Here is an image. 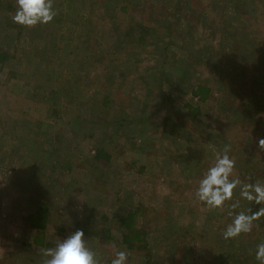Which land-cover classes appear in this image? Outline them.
I'll return each mask as SVG.
<instances>
[{
	"label": "rangeland",
	"instance_id": "obj_1",
	"mask_svg": "<svg viewBox=\"0 0 264 264\" xmlns=\"http://www.w3.org/2000/svg\"><path fill=\"white\" fill-rule=\"evenodd\" d=\"M122 1L54 0L52 22L15 27L16 0H0V46L14 53L0 65V264H42L43 249L86 222L111 231L87 236L100 264L121 250L127 264H223L224 249L231 264H259L264 217L225 240L227 203L209 210L195 191L208 168L198 164L226 146L233 175L264 181V0H128L146 26L134 31L116 22ZM199 84L206 101L192 94ZM169 94L200 108L182 114L179 135L163 132ZM101 146L107 165L93 157ZM40 204L49 222L37 242L26 218ZM138 206L147 250L124 244L116 217Z\"/></svg>",
	"mask_w": 264,
	"mask_h": 264
},
{
	"label": "clouds",
	"instance_id": "obj_2",
	"mask_svg": "<svg viewBox=\"0 0 264 264\" xmlns=\"http://www.w3.org/2000/svg\"><path fill=\"white\" fill-rule=\"evenodd\" d=\"M57 15L54 0H16V12L13 22L25 27H35L52 22ZM258 148L264 150V138L257 142ZM226 146L222 152L216 153L206 172L199 179L195 197L209 210L223 211L227 203L230 211L228 223L222 237L234 240L243 234L250 233L254 221L264 217V181L245 183L233 175L236 161L229 154ZM239 189L240 198L233 199L234 190ZM241 200L248 206L242 207ZM259 206L257 210L253 206ZM128 253L117 251L111 264H127ZM42 264H100L98 254L88 246L87 235L83 228H77L63 236L55 246L42 250ZM255 259L264 264V242L256 245Z\"/></svg>",
	"mask_w": 264,
	"mask_h": 264
},
{
	"label": "trees",
	"instance_id": "obj_3",
	"mask_svg": "<svg viewBox=\"0 0 264 264\" xmlns=\"http://www.w3.org/2000/svg\"><path fill=\"white\" fill-rule=\"evenodd\" d=\"M129 4L130 3L128 0H123L121 5L119 4L116 10V13L114 15L117 24L119 26L123 24L124 26L127 27L126 30L128 31H134L135 28H137L139 25L142 28L141 30L146 29V26L143 24L141 20L139 22L134 20L133 16L130 14L131 12H129L128 10ZM104 5H107L106 2H104ZM128 13L130 14V17L129 16L127 17ZM125 17H127V19H125ZM21 26L22 25H19L17 23L15 24V27H21ZM145 38H146L145 35L141 33L140 40L144 41ZM120 42L122 43V41ZM13 57H14L13 52H10L9 49H6L5 47L0 46V65H4L8 60H10ZM78 60L79 59L74 60V61H78ZM123 78L124 76H122V80ZM122 85H123V82L118 83L114 81L111 86L112 95L106 93L107 95L104 96L103 102H104V105L107 107V109L110 110L109 105L111 102H113V92L121 88ZM209 92H210V88L202 84H199L192 89L193 96L197 97L201 101H206ZM166 99L170 103V108L168 109V111L166 112L162 120L163 132L168 133L170 135H179L182 132V130L186 128V124L182 121V117H181L182 114L187 115L188 114L187 111L191 109L193 110L192 114L199 116L198 113L200 111V108L193 107V105H191L185 99H183V102L185 103H183L182 105L184 108L175 107V103L177 99L176 98L174 99V97L171 96L170 94L166 96ZM184 111L187 113H185ZM139 119L144 120L145 119L144 114H140L138 117L134 119V121H137ZM93 157L98 163L107 165L111 161L113 154L107 146H101L96 149V152L93 155ZM199 165L200 164H198V167H200V169L201 168L206 169L208 167L207 163H203L201 166ZM234 176H236V174H234ZM48 213H49V208L45 204H40L38 209L31 212L26 218L27 226L36 230L37 242H42L45 238L46 228L49 222ZM142 213H143V209H141L140 206H138L134 210H128L124 213L116 214L117 219H119L118 221H119L120 226L124 227L122 240L124 244L127 245V247L130 250H147L148 249V245H147L148 231L146 229H143L141 225H139V219ZM89 216L87 217L88 219H90ZM104 217L108 219L107 215L105 214H104ZM81 224L82 223L80 224L78 223L77 228H83L87 236L93 237V238H90L91 240H94V238L96 239V236L98 237L100 236L98 239H108L109 240L112 238L111 231L108 228H106V224L103 222L98 224V226L95 228H93L92 223L86 222L82 225ZM224 251L225 249L221 250L219 253V258L221 262L223 264H231V259H232L231 256L229 255L228 252L225 256Z\"/></svg>",
	"mask_w": 264,
	"mask_h": 264
}]
</instances>
